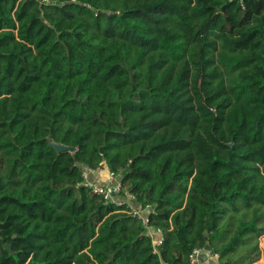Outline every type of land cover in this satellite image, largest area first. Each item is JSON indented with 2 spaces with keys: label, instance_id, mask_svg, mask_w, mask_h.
<instances>
[{
  "label": "trees",
  "instance_id": "16d2710c",
  "mask_svg": "<svg viewBox=\"0 0 264 264\" xmlns=\"http://www.w3.org/2000/svg\"><path fill=\"white\" fill-rule=\"evenodd\" d=\"M47 1L0 0V264L257 262L264 0Z\"/></svg>",
  "mask_w": 264,
  "mask_h": 264
},
{
  "label": "built area",
  "instance_id": "2783aa9c",
  "mask_svg": "<svg viewBox=\"0 0 264 264\" xmlns=\"http://www.w3.org/2000/svg\"><path fill=\"white\" fill-rule=\"evenodd\" d=\"M40 3H48L47 0H36ZM97 170L83 169L82 185L89 188L93 194L100 197L104 202L114 204L117 207L125 206L128 214L139 219L146 228L147 235L153 240V247L156 249L162 244V233L159 229H153L148 225L147 217L145 216L151 211L150 207L141 208V206H134L131 202L134 196L124 191L123 186L113 172L108 173V177L104 183H95L92 176L96 174ZM202 250H194L190 256L191 264H216L211 262H202ZM212 259L216 258V254H209Z\"/></svg>",
  "mask_w": 264,
  "mask_h": 264
},
{
  "label": "crops",
  "instance_id": "0c3cea01",
  "mask_svg": "<svg viewBox=\"0 0 264 264\" xmlns=\"http://www.w3.org/2000/svg\"><path fill=\"white\" fill-rule=\"evenodd\" d=\"M108 173L109 170L107 169V167L105 165L102 166L101 169H98V171L96 172V174H94L92 176V180L95 183H104L108 177ZM259 248L261 250V256L260 259L255 262L254 264H264V237L262 238L261 242L259 243ZM196 250H200V249H196ZM203 257H201V261L202 262H211L213 261L214 263L218 264V259L219 256L217 255L216 258L212 259L211 257H209V254H213L209 249H203ZM190 262V259H189ZM191 264V263H190Z\"/></svg>",
  "mask_w": 264,
  "mask_h": 264
},
{
  "label": "water",
  "instance_id": "95a60500",
  "mask_svg": "<svg viewBox=\"0 0 264 264\" xmlns=\"http://www.w3.org/2000/svg\"><path fill=\"white\" fill-rule=\"evenodd\" d=\"M48 142L59 153H61V152H73L74 151V148L54 143L50 138H48ZM8 250H9V246H8ZM201 257H203V256H201Z\"/></svg>",
  "mask_w": 264,
  "mask_h": 264
},
{
  "label": "rangeland",
  "instance_id": "374dc122",
  "mask_svg": "<svg viewBox=\"0 0 264 264\" xmlns=\"http://www.w3.org/2000/svg\"><path fill=\"white\" fill-rule=\"evenodd\" d=\"M118 161H119V158L117 159V163H118ZM119 164H117V166H118ZM115 174H116V176L117 177H119L120 176V170H119V168L117 167L116 169H115ZM120 178V177H119ZM264 237V234H263V236L259 239V243L261 242V240H262V238Z\"/></svg>",
  "mask_w": 264,
  "mask_h": 264
}]
</instances>
